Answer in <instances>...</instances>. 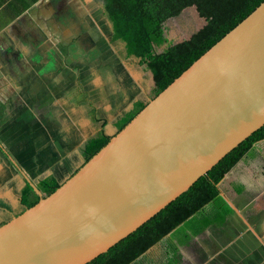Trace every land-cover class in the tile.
Returning a JSON list of instances; mask_svg holds the SVG:
<instances>
[{
  "label": "water",
  "instance_id": "water-1",
  "mask_svg": "<svg viewBox=\"0 0 264 264\" xmlns=\"http://www.w3.org/2000/svg\"><path fill=\"white\" fill-rule=\"evenodd\" d=\"M263 125L264 2L54 192L1 225L0 264L90 262Z\"/></svg>",
  "mask_w": 264,
  "mask_h": 264
},
{
  "label": "crops",
  "instance_id": "crops-1",
  "mask_svg": "<svg viewBox=\"0 0 264 264\" xmlns=\"http://www.w3.org/2000/svg\"><path fill=\"white\" fill-rule=\"evenodd\" d=\"M104 2L0 0V125L11 123L13 113L16 114L13 120L18 116L26 124L60 125L50 135L45 130L38 133L30 129L28 136L20 137L18 141L28 142L32 137L41 141L45 150L39 154L36 149L24 162L11 160L9 172H3L4 168L0 167L3 190L0 207H18L26 180L37 187L40 178L51 173L58 176L47 167L29 169L32 161L44 159L49 163L51 159L47 156L52 154L54 160L57 155H64L74 171L82 162L80 151L84 144L78 146L76 140L81 137L88 140L102 126L108 133H115L117 122L126 113L137 103L152 99L155 86L150 91L144 88L148 78L155 82L152 72L142 69L139 75L129 74L123 62L134 59L121 57L113 64L115 55L124 53V44L113 40V27L105 15ZM80 25L82 28L77 33ZM54 27L63 31L61 39L53 33ZM106 64L110 67L104 68ZM103 68L113 73L114 82L120 81L123 86H91L90 77L102 78L98 70ZM123 74L129 83H125ZM79 83L82 88H78ZM133 86L142 89L137 91L141 93L137 98V92L128 95L126 91ZM99 99L105 101L103 105L109 108V116H98L100 110L95 102ZM89 118L90 122L86 120ZM93 124L100 125L95 133L90 130ZM261 143L264 141L256 144L220 182L226 204L219 209L212 204L205 207L213 224L182 247L181 264H264V146ZM19 155L28 156L27 152ZM11 178L16 185L9 188ZM7 215L12 218L15 214L7 212ZM245 222L248 230H243ZM148 252L158 256L155 248Z\"/></svg>",
  "mask_w": 264,
  "mask_h": 264
},
{
  "label": "trees",
  "instance_id": "trees-1",
  "mask_svg": "<svg viewBox=\"0 0 264 264\" xmlns=\"http://www.w3.org/2000/svg\"><path fill=\"white\" fill-rule=\"evenodd\" d=\"M104 1L105 15L113 27V40L124 44V58L138 61L145 71L154 75L152 99L157 98L195 61L264 2V0ZM192 9L205 20V24L194 30L191 37L185 41L171 40L169 23L172 20L184 21L185 15ZM148 103H137L117 122L115 133L140 113ZM104 127H101L97 135L84 141L80 151L82 162L66 178L61 179L51 173L38 180V186L35 185L43 194H38L34 184L26 180L21 189L18 207L14 209L1 207L3 215L0 214L2 218L0 226L11 219L12 215L6 216L5 213L12 212L18 215L42 197L51 194L98 152L115 134L108 133ZM262 141L264 125L227 153L189 190L108 251L86 264H181L184 259L182 247L213 224V219L206 213L205 207L212 204L215 209H219L226 204L221 195L220 182L256 144ZM5 149L9 151L8 148ZM38 149L44 151L40 147ZM12 156L9 153L2 155L4 166L6 163L10 164ZM153 248L157 250L158 256H151L148 252Z\"/></svg>",
  "mask_w": 264,
  "mask_h": 264
},
{
  "label": "rangeland",
  "instance_id": "rangeland-1",
  "mask_svg": "<svg viewBox=\"0 0 264 264\" xmlns=\"http://www.w3.org/2000/svg\"><path fill=\"white\" fill-rule=\"evenodd\" d=\"M61 24L64 25L63 22H61ZM204 24H205V20L201 19L198 16L197 12L194 9H192V11H190L187 15H185L184 21L172 20L169 23L170 37H171V39L175 40L176 42H181V41L187 40V39H189L191 37L192 32L194 30L200 29ZM81 28L82 27L80 25L78 27V29H77V33H79V30ZM39 32H41V34L43 35V31H39ZM60 32L63 33L62 30H59L57 27H54L53 33L57 34L58 37L61 39L62 35H61ZM56 41L57 40L54 39V42H56ZM74 45L75 46L77 45V41H75ZM110 46L112 47V44H110ZM117 48H119V47L117 46ZM94 49L95 48H93L92 51H94ZM124 54H125V52L124 53L121 52V51L118 52L115 55L113 64H115L118 61L119 58L124 57ZM124 63L126 64L125 67L127 68L129 74L130 73H132V74L133 73H138V75H139V73H141V71L143 69V67H141L139 65V62L136 61V60L123 62V65H124ZM108 67H110V66H108V64H106L104 68H108ZM103 69H99L98 70L99 73L101 75H103L102 78L100 77L99 79H96L94 77H90L89 80L91 81L90 82L91 86H95L96 84L98 86H111V85H114V84H117L120 87L123 86L120 83V81L114 82L113 73L109 72L108 69H104V70ZM122 73H124V66L122 68ZM123 78H124L125 83H129V80H128L129 78L126 77V74H123ZM154 83H153V81L151 82L150 78H148L147 79V84H146V86H144V88H146L147 91H150L151 88L153 86H155ZM135 86L130 87V90H126L128 92V95L132 94V93H136L137 91H141L142 90L140 86L138 87V89ZM78 88H82V85L80 83L78 84ZM140 94H141L140 92H137L135 94V98L139 97ZM145 98H146V96L144 97V99ZM103 102L105 103V101L102 100V99L96 100V102H95V105L100 110V112L98 114V116L100 118L102 116H109V113L107 111V109H109V108H107L106 105H103ZM82 104L83 105H87V103H82ZM15 116H16V114L13 113L12 118L15 117ZM13 119H12L11 123H9L7 125H0V132H1V135H0V167L4 168L3 172H9V169H10V166L7 163H6V166H4V162L5 161L3 162V158H2V155L4 153L6 155H8V153L12 154L14 156V157L12 156V158H13L12 161L15 163L14 159H20L21 162L26 161L28 158H30L32 156L33 153H35L36 149H37V151L39 153L40 152V150L38 149L39 147L41 148V150H45L44 147H41V143L42 142L41 141H36L37 139H35L33 137L28 142L18 141L22 137L28 136L29 133L31 132L30 129H32V131L34 130L35 132L37 131L38 133H41L43 130H45L48 133V135H50L52 132H54V130L56 128L60 127V125H49V124L35 125V126L32 125V124H26V123H24L23 119H18V116L15 118L14 122H13ZM79 120H82V119H79ZM86 120L90 122L91 118L86 119ZM54 123L56 124V122H54ZM99 128H100L99 124H93L90 127V130H92L93 133H95ZM13 131H17L18 135H15V136L12 135L11 133ZM83 142H84V139L81 137L80 140H76L74 143L77 144L78 146H80ZM260 146H264V144L261 143ZM5 148H8L9 151H7ZM21 152H27L28 156L27 157L20 156L19 154ZM51 157H52V154L49 157L47 156V158L51 159L49 161V163L45 162L44 159H42V160H40L38 162L32 161L33 165L32 166H28V168L29 169H33V170L34 169L38 170L39 167L40 168L47 167L48 170L53 171V172L55 171V173L58 174V176L61 179L66 178L67 175L69 174V172L72 171L73 167L70 166L69 164H67V161H65L66 158H64V155L63 156H58L57 155L54 158V160ZM74 159H76V158L74 157ZM77 162H78V160H77ZM10 182L11 183H9V185H8L9 188H11L14 185H16L13 182L12 178H11ZM1 191H3V190L0 188V193H1ZM15 191L17 192L16 188H15ZM0 200H2L1 197H0ZM1 213H2V211H1V207H0V214ZM2 215H3V213H2ZM1 220H2V218H0V221ZM246 224H247L246 222H245V225L243 224L244 225L243 230H246L248 228V226ZM224 244H226V243L224 242ZM223 246L225 247L226 245H223Z\"/></svg>",
  "mask_w": 264,
  "mask_h": 264
},
{
  "label": "flooded vegetation",
  "instance_id": "flooded-vegetation-1",
  "mask_svg": "<svg viewBox=\"0 0 264 264\" xmlns=\"http://www.w3.org/2000/svg\"><path fill=\"white\" fill-rule=\"evenodd\" d=\"M116 128H117V125H116ZM11 134L15 136V135H18V132L17 131H13Z\"/></svg>",
  "mask_w": 264,
  "mask_h": 264
}]
</instances>
